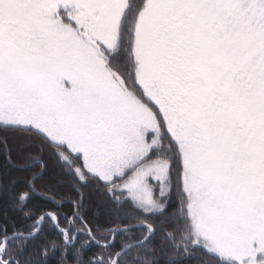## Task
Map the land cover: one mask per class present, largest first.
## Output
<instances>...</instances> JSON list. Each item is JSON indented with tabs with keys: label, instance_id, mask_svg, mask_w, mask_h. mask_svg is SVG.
<instances>
[{
	"label": "snow or ice",
	"instance_id": "snow-or-ice-1",
	"mask_svg": "<svg viewBox=\"0 0 264 264\" xmlns=\"http://www.w3.org/2000/svg\"><path fill=\"white\" fill-rule=\"evenodd\" d=\"M0 264H264V0H0Z\"/></svg>",
	"mask_w": 264,
	"mask_h": 264
}]
</instances>
